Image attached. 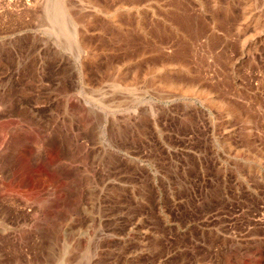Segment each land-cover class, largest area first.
Wrapping results in <instances>:
<instances>
[{
    "label": "rangeland",
    "instance_id": "374dc122",
    "mask_svg": "<svg viewBox=\"0 0 264 264\" xmlns=\"http://www.w3.org/2000/svg\"><path fill=\"white\" fill-rule=\"evenodd\" d=\"M0 264H264V0H0Z\"/></svg>",
    "mask_w": 264,
    "mask_h": 264
},
{
    "label": "bare ground",
    "instance_id": "6f19581e",
    "mask_svg": "<svg viewBox=\"0 0 264 264\" xmlns=\"http://www.w3.org/2000/svg\"><path fill=\"white\" fill-rule=\"evenodd\" d=\"M122 1V0H121ZM50 18H52V23H55L56 25H59V29H58V31L59 32H61V34H64V33H66V35H68V36H70L71 34H72V31H71V28L69 29L68 27H67V24L65 23V17H64V15H63V13L62 12H53V14L51 15V17ZM67 20H69V18H67ZM164 66V65H163ZM166 82V81H165ZM170 82V81H169ZM168 82V83H169ZM164 85H167V84H164ZM169 86H171V83L167 86V87H169ZM190 86V85H189ZM174 87V86H173ZM179 88V87H178ZM172 89H174V88H172ZM183 89V88H182ZM185 89V88H184ZM191 89V88H190ZM184 92H192V90H183ZM182 91V92H183ZM194 91V90H193ZM200 91V90H199ZM204 91V90H203ZM199 94V93H198ZM206 94H208L209 95V93L207 92ZM205 95V94H204ZM222 105H225V104H222ZM227 105V104H226Z\"/></svg>",
    "mask_w": 264,
    "mask_h": 264
}]
</instances>
